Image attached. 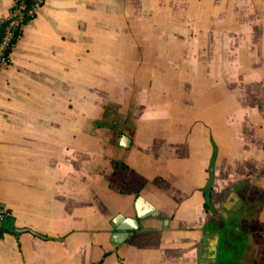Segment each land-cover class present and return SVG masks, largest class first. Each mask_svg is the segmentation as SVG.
Listing matches in <instances>:
<instances>
[{
  "label": "crops",
  "instance_id": "1",
  "mask_svg": "<svg viewBox=\"0 0 264 264\" xmlns=\"http://www.w3.org/2000/svg\"><path fill=\"white\" fill-rule=\"evenodd\" d=\"M159 45L167 70L128 68ZM11 57L0 264H210L235 239L264 264V0H45ZM138 196L158 212L116 243Z\"/></svg>",
  "mask_w": 264,
  "mask_h": 264
},
{
  "label": "built area",
  "instance_id": "2",
  "mask_svg": "<svg viewBox=\"0 0 264 264\" xmlns=\"http://www.w3.org/2000/svg\"><path fill=\"white\" fill-rule=\"evenodd\" d=\"M44 2L45 0H13L8 13L0 17V68L11 61L12 50L24 26L38 15ZM0 215L11 218L13 212L0 203ZM5 225L0 221V238L6 233Z\"/></svg>",
  "mask_w": 264,
  "mask_h": 264
},
{
  "label": "water",
  "instance_id": "3",
  "mask_svg": "<svg viewBox=\"0 0 264 264\" xmlns=\"http://www.w3.org/2000/svg\"><path fill=\"white\" fill-rule=\"evenodd\" d=\"M123 139H128L126 136H123ZM136 210H137V215L138 217H125V221L123 222H118L119 223V229L123 230L120 232H117V235H114L113 240L116 243L121 242L124 238L128 237L134 229H138L139 225H140V221L139 218L148 216V215H155L157 214V210L148 203V201L142 197V196H138L137 197V201H136ZM123 217V215H119L118 219H121ZM0 221L4 224H11V218H4L2 215H0ZM118 221V220H116ZM124 236L123 239H121V237ZM216 248L215 251L217 253L218 251V247H219V242H217L215 244ZM216 254H215V258H210V264H215L216 261Z\"/></svg>",
  "mask_w": 264,
  "mask_h": 264
},
{
  "label": "rangeland",
  "instance_id": "4",
  "mask_svg": "<svg viewBox=\"0 0 264 264\" xmlns=\"http://www.w3.org/2000/svg\"><path fill=\"white\" fill-rule=\"evenodd\" d=\"M140 54H148L149 53V57L146 58V61H141L140 63L134 62V63H128L130 70L134 69L135 71H148L152 69V66L157 64V66H159L161 69L167 70V62L164 61H160L158 58L161 57V55H167V47L166 46H155V47H139V51H137V53ZM126 64V63H125ZM127 65V64H126ZM193 68H194V64H193ZM125 80V85H131L133 84V78L131 77H127L124 79ZM147 79L144 81H141V79H139V85L143 86L146 83ZM7 225V224H6ZM227 234H231L232 232L229 230L225 231ZM239 243V241H238ZM241 243V242H240ZM239 243V244H240Z\"/></svg>",
  "mask_w": 264,
  "mask_h": 264
},
{
  "label": "flooded vegetation",
  "instance_id": "5",
  "mask_svg": "<svg viewBox=\"0 0 264 264\" xmlns=\"http://www.w3.org/2000/svg\"><path fill=\"white\" fill-rule=\"evenodd\" d=\"M238 239L223 241L217 252L215 264H238L242 247L237 242Z\"/></svg>",
  "mask_w": 264,
  "mask_h": 264
},
{
  "label": "trees",
  "instance_id": "6",
  "mask_svg": "<svg viewBox=\"0 0 264 264\" xmlns=\"http://www.w3.org/2000/svg\"><path fill=\"white\" fill-rule=\"evenodd\" d=\"M213 170V168L211 167V171ZM205 195L207 197L206 201H205V204L206 206H211V194H210V190H205ZM5 227L7 228L8 225H5Z\"/></svg>",
  "mask_w": 264,
  "mask_h": 264
}]
</instances>
